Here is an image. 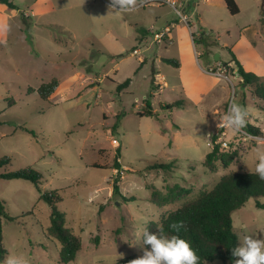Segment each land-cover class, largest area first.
I'll list each match as a JSON object with an SVG mask.
<instances>
[{"label":"rangeland","instance_id":"1","mask_svg":"<svg viewBox=\"0 0 264 264\" xmlns=\"http://www.w3.org/2000/svg\"><path fill=\"white\" fill-rule=\"evenodd\" d=\"M10 1L16 8L7 11L11 30L0 46V156L10 157L6 172L31 167L42 176L41 190L59 193L56 206L81 242L67 264L138 258L150 220L212 189L223 174L255 171L257 144L227 128L217 140L227 143L219 150L233 159L227 166L215 162L213 172L202 161L212 148L206 134L217 129L233 99L248 109L247 123L261 132L255 136L264 138L263 101L241 84L228 52L245 71L264 77V0H235L234 15L224 0H194L195 7L181 11L186 23L169 5L149 0L128 12L109 9L110 0ZM166 26L170 38L154 41L152 34ZM52 79L57 86L44 100L36 90ZM145 99L153 116H140ZM174 185L187 193L164 206L150 201L153 189L166 193ZM0 200L16 218H1L7 254L0 264L10 255L61 264L59 243L42 232L49 208L35 186L0 179ZM231 220L237 247L245 234L264 239V209L255 199Z\"/></svg>","mask_w":264,"mask_h":264},{"label":"trees","instance_id":"2","mask_svg":"<svg viewBox=\"0 0 264 264\" xmlns=\"http://www.w3.org/2000/svg\"><path fill=\"white\" fill-rule=\"evenodd\" d=\"M0 3L7 6L8 9H15V5L10 0H0ZM226 9L231 15L238 13V7L235 0H224ZM201 42V41H200ZM230 61L236 67V71L241 79V84L251 87L252 95L263 101L260 110L264 113V77L261 78L252 72H247L237 60L234 53L228 49ZM172 64L176 62L167 60ZM129 84V79L124 80L116 87L117 91L125 88ZM57 86V80L52 79L49 82L42 83L37 88L39 96L47 100L54 92ZM151 97V96H150ZM14 104L12 101L8 105ZM181 104L175 102L167 105L170 108L174 105ZM144 113L140 116H153L152 108L145 99ZM123 114V113H122ZM122 114L116 115V127ZM26 132L34 135V132L24 128ZM247 133L253 135H261L260 130L247 123L245 128ZM216 136L213 137V146L211 150L205 154L202 165L210 172L215 170V162H220L222 166H227L233 159L232 154L223 153L219 150V143H215ZM10 157L0 156V179L12 180L21 179L32 183L39 193V199L47 204L49 208V223L43 228V234L48 239H53L59 243V262L67 264L75 259L77 252L81 248L80 238L74 235L69 228L65 226V216L57 208V203L61 201V197L57 190L44 191L41 190L39 184L41 182V174L31 167L21 168L15 171L6 172L5 166L9 164ZM113 169L118 170L119 165L117 159L113 160ZM161 168H169L170 162L160 165ZM117 178L112 184V194L119 193ZM166 193H162L157 189H153L150 196V201L157 206L174 202L181 195L187 193V189L174 185L167 187ZM255 199V207L264 209V202H259V198H264V180H261L253 172H237L230 171L223 174L219 181L210 190L202 191L197 197L191 199L180 207L166 213L159 221H149L145 228L149 233H158V225H162L164 233L171 235H179L181 238L188 241L191 247L195 250L200 258L199 264H205L214 260L222 261L223 263L234 264L235 257L232 255L233 248L237 247V236L232 230L231 214L235 210L242 207L248 199ZM1 218L13 221L16 218L6 214L3 202L0 200V262L4 260L7 250L3 245V235ZM183 221L185 227L178 233L169 226L174 222ZM144 228V229H145ZM143 245V237H142ZM144 248L150 246L143 245ZM134 255L119 259L115 264H128L130 260L136 259Z\"/></svg>","mask_w":264,"mask_h":264},{"label":"clouds","instance_id":"3","mask_svg":"<svg viewBox=\"0 0 264 264\" xmlns=\"http://www.w3.org/2000/svg\"><path fill=\"white\" fill-rule=\"evenodd\" d=\"M137 5L138 0H110L109 9L128 12L134 10ZM10 30V25L0 21V37L6 36ZM0 43L6 44V40L0 39ZM248 116V109L233 99L220 126L235 133H243L247 127ZM248 139L257 144L255 155L258 163L255 171L259 178L264 180V138L249 135ZM157 227L158 233L155 234L149 233L146 228L143 230V245L150 246V250L145 248L142 256L130 260L128 264H199L200 258L188 241L179 235L165 234L162 225ZM169 227L178 233L185 225L180 221L172 223ZM254 237L245 234L239 238V246L232 250V255L236 258L234 264H264V239ZM4 264H29V260L23 255H10Z\"/></svg>","mask_w":264,"mask_h":264},{"label":"built area","instance_id":"4","mask_svg":"<svg viewBox=\"0 0 264 264\" xmlns=\"http://www.w3.org/2000/svg\"><path fill=\"white\" fill-rule=\"evenodd\" d=\"M147 3L157 4V5H163V4L169 5L170 7L173 8L175 13L179 16L180 20L186 23L187 22V17L185 15H183L181 13V11L184 10L185 8L195 7L197 1L195 2L194 0H149V1L146 2V4ZM140 7H143L142 3H139L136 8H140ZM164 38H166V39L170 38L169 37V27L168 26H166L165 29H163L162 31L155 32V33L152 34V39L154 41L162 42ZM136 52H137L136 49H134L132 51L133 54H135ZM215 74L218 75V76H221L220 73H215ZM224 129H225V127L220 126V123H219L218 126H217V129L214 132L207 133L206 137L209 139V142H207V144L210 145V146H213V143H214L213 142V137L214 136H216L215 143H220V142H218V140H217L218 138L217 137H219L221 135H224V133H225ZM242 134H243L245 139H248L249 135L255 136L253 134H250V133H247V132H244V131H243ZM255 137H259V136H255ZM114 143H116V141H114ZM220 144L223 145L224 147H227V143H225V142H222Z\"/></svg>","mask_w":264,"mask_h":264},{"label":"crops","instance_id":"5","mask_svg":"<svg viewBox=\"0 0 264 264\" xmlns=\"http://www.w3.org/2000/svg\"><path fill=\"white\" fill-rule=\"evenodd\" d=\"M8 10L11 12V11H14L15 9H8L6 5L0 3V21L6 22V19L12 16V14L7 13ZM24 16L26 17V15ZM0 39H2V37H0ZM0 46H1V43H0Z\"/></svg>","mask_w":264,"mask_h":264},{"label":"water","instance_id":"6","mask_svg":"<svg viewBox=\"0 0 264 264\" xmlns=\"http://www.w3.org/2000/svg\"><path fill=\"white\" fill-rule=\"evenodd\" d=\"M217 60V59H216Z\"/></svg>","mask_w":264,"mask_h":264}]
</instances>
